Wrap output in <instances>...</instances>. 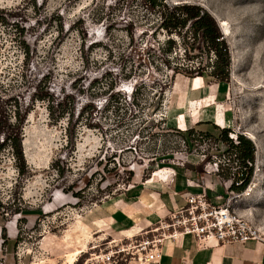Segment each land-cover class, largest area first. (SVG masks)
Returning a JSON list of instances; mask_svg holds the SVG:
<instances>
[{"label": "rangeland", "instance_id": "rangeland-1", "mask_svg": "<svg viewBox=\"0 0 264 264\" xmlns=\"http://www.w3.org/2000/svg\"><path fill=\"white\" fill-rule=\"evenodd\" d=\"M163 3L0 0V264H102L126 237L95 220L153 174H188L264 242V0ZM182 4L216 20L226 81L194 19L162 25ZM240 135L255 148L251 172Z\"/></svg>", "mask_w": 264, "mask_h": 264}, {"label": "crops", "instance_id": "crops-1", "mask_svg": "<svg viewBox=\"0 0 264 264\" xmlns=\"http://www.w3.org/2000/svg\"><path fill=\"white\" fill-rule=\"evenodd\" d=\"M201 91L199 97L194 99L205 98L206 95H202ZM224 119L226 121L225 116ZM178 125L185 130L179 122ZM156 179L159 178L153 174L143 186L137 182L138 186L134 187H142L139 194L113 202L111 208L95 220V224L118 229L124 236H131L155 225L170 211L184 205L188 194L203 190L200 186H191L188 174L175 173L161 183L156 182ZM104 230L101 228L102 232ZM152 264H264V242L253 240L248 243H219L204 247L195 237L183 235L176 240H168L160 262Z\"/></svg>", "mask_w": 264, "mask_h": 264}, {"label": "built area", "instance_id": "built-area-1", "mask_svg": "<svg viewBox=\"0 0 264 264\" xmlns=\"http://www.w3.org/2000/svg\"><path fill=\"white\" fill-rule=\"evenodd\" d=\"M221 200L222 196H216ZM125 241L110 245L98 255L102 264H152L160 262L168 240L193 236L204 247L219 243H248L259 238V229L240 214L231 211L230 204L213 201L206 190L190 193L186 203Z\"/></svg>", "mask_w": 264, "mask_h": 264}, {"label": "trees", "instance_id": "trees-1", "mask_svg": "<svg viewBox=\"0 0 264 264\" xmlns=\"http://www.w3.org/2000/svg\"><path fill=\"white\" fill-rule=\"evenodd\" d=\"M151 9H156L158 7H165L166 4L163 3V0H148ZM175 10L178 12L171 13L168 17L162 22L164 28L169 32H177L178 30L185 28L189 20H192V34L194 37H197L199 34L202 36L204 41L207 43L209 49H213L217 56L218 62L214 65V70L212 71V76L219 78V81H226L230 73L231 61L229 59V46L227 42L222 38V34L219 30L216 20L209 14L204 12L199 6L191 4H182L178 7H175ZM201 70V67L199 68ZM204 72L205 69H202ZM200 73V72H199ZM203 76V75H202ZM227 128L223 129L224 132H227ZM189 133L193 130H186ZM191 136V134H190ZM227 137V136H226ZM10 139L9 136L0 144V152L2 151L4 145ZM229 138L227 137V140ZM240 143L233 144V147L236 148L237 156L242 159V164L249 168L250 172L252 171V165L249 166V163L255 161V148L252 141L249 138H246L243 135L239 136ZM21 146L20 142L17 144V155L21 157ZM250 178V176H249ZM247 178L243 185L234 186V182L231 187L237 190H242L249 181Z\"/></svg>", "mask_w": 264, "mask_h": 264}, {"label": "bare ground", "instance_id": "bare-ground-1", "mask_svg": "<svg viewBox=\"0 0 264 264\" xmlns=\"http://www.w3.org/2000/svg\"><path fill=\"white\" fill-rule=\"evenodd\" d=\"M227 25H228L227 21H222V26H226V31L228 32V31H229V28H228ZM80 252H81V250L78 251V253H80ZM73 258H74V257L71 255L70 260L73 261V260H74Z\"/></svg>", "mask_w": 264, "mask_h": 264}]
</instances>
